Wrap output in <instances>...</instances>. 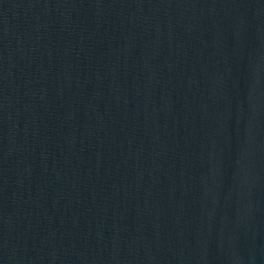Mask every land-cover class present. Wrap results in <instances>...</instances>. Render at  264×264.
I'll return each mask as SVG.
<instances>
[{
    "label": "water",
    "instance_id": "obj_1",
    "mask_svg": "<svg viewBox=\"0 0 264 264\" xmlns=\"http://www.w3.org/2000/svg\"><path fill=\"white\" fill-rule=\"evenodd\" d=\"M0 264H264V0H0Z\"/></svg>",
    "mask_w": 264,
    "mask_h": 264
}]
</instances>
